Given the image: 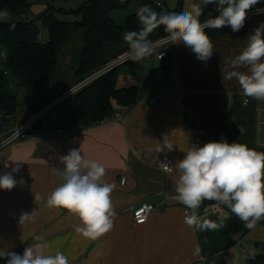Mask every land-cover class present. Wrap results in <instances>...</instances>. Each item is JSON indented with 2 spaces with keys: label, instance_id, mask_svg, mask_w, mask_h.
Wrapping results in <instances>:
<instances>
[{
  "label": "crops",
  "instance_id": "obj_1",
  "mask_svg": "<svg viewBox=\"0 0 264 264\" xmlns=\"http://www.w3.org/2000/svg\"><path fill=\"white\" fill-rule=\"evenodd\" d=\"M163 1L172 11L179 7V12L188 10L192 2L201 3L203 12L208 5L207 0ZM262 22L260 18L248 19L247 29L237 37L224 27L217 29L220 34L216 37L207 33L215 51L206 62L198 60L190 49L174 44L178 65L171 71L172 62L163 63L169 56L164 48L161 51L168 53L165 58L153 55L142 61L146 72L135 71L136 65L118 69V88L136 87L138 94L132 108L118 110L124 114L122 119L112 118L79 130L72 125L73 100L62 107L66 99H72L71 93L50 112L47 127L36 128L32 135L0 149V175L19 164V172L13 175L18 182L21 178L25 182L10 191L0 189V248L24 250L38 243L35 238L40 236L49 246L46 253L63 252L69 264H248L253 256L264 255V222L243 237L234 235L220 208L205 205L207 200L194 213L201 214V222L208 220L219 226L201 230L186 225L185 206L174 199L178 175L157 166L160 157H170L175 163L183 159L191 144L221 138L264 152L257 145L255 130L256 112L264 100L249 98L245 105L239 82L227 79L224 71L225 58L238 55ZM47 40L48 36H43L41 42ZM0 49V67L4 69L7 51ZM158 67L160 71L155 70ZM183 67L197 77L195 88L183 81ZM10 90L17 93V84L16 92L11 85ZM18 125V121L0 116L2 130ZM56 129H62L64 136L56 134ZM165 134L174 149L157 153V143ZM80 148L86 160L105 168L103 180L115 185L111 193L116 213L113 228L95 240L74 230L78 217L46 205L47 197L62 183L53 167L62 170L59 157ZM146 202L156 209L145 224L138 225L133 211ZM33 211L30 221L19 223L21 212Z\"/></svg>",
  "mask_w": 264,
  "mask_h": 264
},
{
  "label": "clouds",
  "instance_id": "obj_2",
  "mask_svg": "<svg viewBox=\"0 0 264 264\" xmlns=\"http://www.w3.org/2000/svg\"><path fill=\"white\" fill-rule=\"evenodd\" d=\"M217 4L218 15L203 22V6L192 2L188 10L160 11L144 5L137 10L139 29L126 31L123 35L128 45V60L138 63L157 56L163 58L160 50L164 44H180L190 49L200 61H208L214 51V44L206 29H221L229 26L233 32L240 31L245 24L247 11L259 0H207ZM261 9H257L259 14ZM7 9L0 10V17H8ZM163 26L166 35L161 40H151L150 34ZM165 49V48H164ZM225 74L227 79L235 78L242 94L247 98L264 100V22L253 30L247 38L246 46L235 57H226ZM240 69H246L241 71ZM19 135V132L17 133ZM12 137L0 141V147L9 143ZM174 144L169 135L157 143V153L171 152ZM183 159L175 163L167 159L160 161L158 167L165 173L178 175L175 182V197L192 215L185 216V224L198 229H215L217 223L203 220L194 214L203 201H214L226 206L239 218L246 229H254L264 218V152L249 148L246 144L228 143L226 139L209 141L204 144H191L184 151ZM63 169L53 167L60 183L47 197L49 208H62L78 217L74 230L84 237L95 240L113 228L114 205L111 193L115 185L103 180L105 168L96 161L86 160L80 149H71L59 157ZM20 170L16 164L11 172L0 175V189L12 190L18 182L13 173ZM35 199H41L35 197ZM35 215L21 212L19 223L30 221ZM38 243L25 247L22 254L0 248V258L6 264H69V258L60 251L46 253L49 246L43 237L35 238Z\"/></svg>",
  "mask_w": 264,
  "mask_h": 264
},
{
  "label": "trees",
  "instance_id": "obj_3",
  "mask_svg": "<svg viewBox=\"0 0 264 264\" xmlns=\"http://www.w3.org/2000/svg\"><path fill=\"white\" fill-rule=\"evenodd\" d=\"M131 3L132 0H87L77 9L48 5L44 12L32 17V0H0V10L7 9L11 16L9 21H0V47L7 51L5 68L0 67L2 115L22 124L56 98L88 80L87 84L72 95V125L79 130L112 119L119 109L132 108L138 102L137 88H118L120 66L91 79L108 64L129 52L123 35L126 31L139 29L137 12L127 16L123 25L116 22L113 13L129 8ZM136 3L137 9L148 5L157 12L161 11L154 0H136ZM258 5H264V0H259ZM179 10L178 7L173 11ZM57 14H73L81 19L73 22L61 21ZM218 14L217 4L208 3L200 20L203 22L208 18H215ZM41 26L48 32L46 42L40 40ZM247 27L248 19L238 32H233L229 26L224 28L230 35L237 37L243 34ZM80 30L84 33L83 45L72 79L66 76L59 78L63 71L61 56L65 54L74 33ZM206 32L212 37L220 34L217 29L212 28L206 29ZM165 35L161 26L154 30L149 38L156 41ZM10 76L15 78L17 88L23 89L22 103L18 94L10 90ZM181 76L184 82L195 88L198 80L193 73L183 67ZM24 108L27 114L17 120ZM41 127V123L36 124V128ZM205 205H216L220 208L234 235L243 237L253 230L246 229L243 222L226 206L214 201H207ZM260 222H264V218L257 224ZM23 251L21 249L15 252L22 254ZM0 264H6V260L0 258ZM248 264H264V255L253 256Z\"/></svg>",
  "mask_w": 264,
  "mask_h": 264
},
{
  "label": "built area",
  "instance_id": "obj_4",
  "mask_svg": "<svg viewBox=\"0 0 264 264\" xmlns=\"http://www.w3.org/2000/svg\"><path fill=\"white\" fill-rule=\"evenodd\" d=\"M122 2H125V0H121ZM155 4L161 8V11H170L168 6L164 3L163 0H154ZM257 9L264 10V5H255L253 6L250 10L247 11V17L246 19L250 18H260L264 20V11H261L259 14L257 13ZM163 38V37H162ZM162 38L158 39L161 40ZM167 44H164L162 46V49L166 46ZM163 58L167 56V51L163 50ZM162 58V59H163ZM128 60V53L122 55L120 58L117 60L113 61L112 63L108 64L106 68H104L102 71L94 75L91 79L94 77L103 74L104 72L110 71L115 67L121 66L122 64L129 62ZM89 81V80H88ZM88 81H85L74 88L70 89L68 92L64 93L60 97L56 98L54 101L46 105L44 108H42L40 111L32 115L27 121H25L22 124H19L16 127L10 128V129H5L2 130L0 128V141H3L4 139H8L12 137V139L7 143L6 145H3L0 147V149L15 143L17 140L21 138H25L27 136L32 135V133L36 132V124L41 123L42 127L43 126H48L49 125V120H48V115L50 112L57 107L68 95L71 93L76 92L78 89H80L82 86L88 83ZM249 100V98H247ZM154 102V99L150 101L152 104ZM124 114L122 112H116L113 116L115 119H122ZM6 118H10L7 116ZM104 123V122H102ZM255 130H256V142L257 145L262 147L264 149V106H260L257 109L256 116H255ZM19 132V135L17 134ZM56 134L60 136H64L62 129H56ZM165 157H160L157 161V166L158 163L162 160H164ZM168 160L173 162V159L170 157H167ZM126 182V179H122V183L124 184ZM156 207L152 203H142L139 206H137L134 211H133V218L134 222L138 225L145 224L150 216V214L155 211ZM183 214H184V220L186 215H192L193 212L192 210L187 209L184 207L183 209ZM200 218V221H202V216L199 212L194 213Z\"/></svg>",
  "mask_w": 264,
  "mask_h": 264
},
{
  "label": "rangeland",
  "instance_id": "obj_5",
  "mask_svg": "<svg viewBox=\"0 0 264 264\" xmlns=\"http://www.w3.org/2000/svg\"><path fill=\"white\" fill-rule=\"evenodd\" d=\"M32 1L34 3V5L32 7V14L34 16H37L40 13L44 12L48 5H54L56 8L63 7L66 9H77L87 2V0H32ZM137 10L138 9H137L136 0H132V3H131L129 8L121 10V11H116L115 13H113V15L115 16L116 22L117 23L120 22L119 24L123 25L125 23L126 17L129 16L130 14L134 13V12H137ZM4 18L5 19L1 18L0 21H6V20L9 21L11 19V16L4 17ZM57 18L61 21H66V22H73L75 20L81 19L79 16H76L73 14H57ZM83 34L84 33L82 30L77 31L74 33L73 37L69 41V43L66 47L65 54L61 56L63 71L60 73L61 75L59 76V78H64L66 76L69 79H72L74 69L77 66V64H76L77 59L79 58V54L81 52L82 45H83ZM43 36L44 37L48 36V32H47L46 28L41 26L40 40H42ZM173 45L169 44V45H166L164 47L165 49L169 50V56L167 59L163 60V63L165 65H167L169 62H172V65L170 66L168 71H171L172 70L171 68H176L178 65V62L176 61V56H175L176 50H175V47ZM0 48H3V47H0ZM2 51H3V49H0V55L1 56L3 54ZM151 57H153V56H151ZM151 57H148L145 59H151ZM143 60H141L138 63H133V62L129 61L128 63L120 66L119 69L122 67H126V66L134 67L136 65L137 67L135 68V71L146 72L144 67L142 68V65H143L142 61ZM155 70L160 71L161 69L159 70V67H158V69L155 68ZM9 78H11V76ZM10 85H11V89L13 91H15L16 90V82L14 79L10 80ZM18 90L19 91L17 92V94L19 96L20 102L22 103L23 102V89H18ZM71 101H72V99H70V98L66 99L64 104H62V107L70 104ZM25 114H27V112L24 108V110L20 111V114L17 116V119H18V117L21 119L22 117L25 116ZM0 116H2L1 112H0Z\"/></svg>",
  "mask_w": 264,
  "mask_h": 264
}]
</instances>
